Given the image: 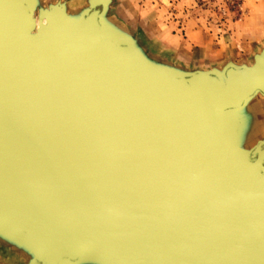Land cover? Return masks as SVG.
Here are the masks:
<instances>
[{"label":"water","instance_id":"95a60500","mask_svg":"<svg viewBox=\"0 0 264 264\" xmlns=\"http://www.w3.org/2000/svg\"><path fill=\"white\" fill-rule=\"evenodd\" d=\"M114 4L0 0V251L264 264V45L185 67Z\"/></svg>","mask_w":264,"mask_h":264},{"label":"rangeland","instance_id":"374dc122","mask_svg":"<svg viewBox=\"0 0 264 264\" xmlns=\"http://www.w3.org/2000/svg\"><path fill=\"white\" fill-rule=\"evenodd\" d=\"M57 1L43 0L44 4ZM64 1L77 7L85 0ZM113 14L134 29L152 25L154 19L179 23L180 28L185 17H196L205 34L204 49L210 54L220 51L234 62H249L250 55L264 45V0H115ZM0 264L19 262L0 251Z\"/></svg>","mask_w":264,"mask_h":264},{"label":"crops","instance_id":"0c3cea01","mask_svg":"<svg viewBox=\"0 0 264 264\" xmlns=\"http://www.w3.org/2000/svg\"><path fill=\"white\" fill-rule=\"evenodd\" d=\"M152 22L154 24H146L144 28L139 25L135 29L154 52L165 55L189 68H205L208 65L206 63L219 65L226 59L223 53H218L220 51L210 54L204 49L205 34L199 27V20L196 17H185L180 22V28L179 23L165 22L166 24H164V22L155 21V19Z\"/></svg>","mask_w":264,"mask_h":264},{"label":"bare ground","instance_id":"6f19581e","mask_svg":"<svg viewBox=\"0 0 264 264\" xmlns=\"http://www.w3.org/2000/svg\"><path fill=\"white\" fill-rule=\"evenodd\" d=\"M85 6V1H84V3L82 4V5H80V6H77V7H75V6H71V10H73V11H77V10H80V9H82L83 7ZM38 23V22H37ZM37 27V26H36Z\"/></svg>","mask_w":264,"mask_h":264}]
</instances>
